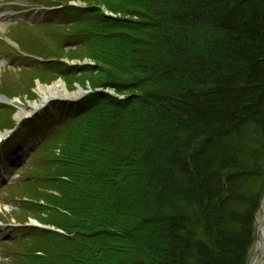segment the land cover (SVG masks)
Segmentation results:
<instances>
[{"label":"trees","instance_id":"obj_1","mask_svg":"<svg viewBox=\"0 0 264 264\" xmlns=\"http://www.w3.org/2000/svg\"><path fill=\"white\" fill-rule=\"evenodd\" d=\"M70 1L85 7L62 11L55 47L77 53L53 60L98 72L49 70L122 99L96 93L40 120L54 127L35 181L55 195L27 200L63 234L28 229L49 241L22 264H245L264 170V0Z\"/></svg>","mask_w":264,"mask_h":264},{"label":"rangeland","instance_id":"obj_2","mask_svg":"<svg viewBox=\"0 0 264 264\" xmlns=\"http://www.w3.org/2000/svg\"><path fill=\"white\" fill-rule=\"evenodd\" d=\"M60 1L66 4V7H85L80 2ZM53 3L55 4L53 0H0V25L3 29L0 31V139L2 140L0 147L1 144L11 142L12 138L19 135L18 133L22 130L20 126L23 124L21 122L27 119L34 118L31 120L34 122L37 120L38 128L36 129L41 132L43 124L40 120L46 116L44 111L51 110V105H79L89 96L100 92L122 99L110 88L93 89L90 75L84 77L76 74L62 78L54 70H49L56 65L52 64L53 57L62 54L63 51L67 52L65 55L71 53V56L77 53L73 47L64 48L61 52L56 51L55 46L62 43L60 34L66 31L67 23L70 21L68 16H60L61 6ZM101 10L107 20L117 18V15L108 12L105 8ZM25 41L34 46L41 42L47 46L50 50H44L42 53L45 54V60L48 59V62L22 54L18 50L17 43L20 44V49L25 51L24 48L22 49V46L27 44ZM58 62L72 68L78 65L85 67L83 69H90L92 73L98 72L96 64L87 58L64 59ZM36 77H39L40 81L35 79ZM56 83L62 85L59 91L42 95V87L49 88ZM78 91L81 95L72 98ZM44 96L50 97V102L34 110L33 107L40 105ZM13 102L20 104L26 112L34 111L17 120L19 110ZM65 117L67 115L63 116ZM58 124L61 125L60 122ZM29 136H18L17 146L8 158L2 157V152L4 153L5 150H0V264H22L24 263L22 253L25 250L40 247L44 242L49 241L47 238L37 240L35 236H29L30 233L26 234L27 231L24 228L40 226L41 222L36 219L44 215L39 205H30L27 199H34L46 193L55 195L51 187L46 184H36L35 174L42 170V162L48 151L45 146H42L38 135L30 134ZM258 191L261 194L253 219L252 242L246 245L247 249L244 252L245 264H264V170Z\"/></svg>","mask_w":264,"mask_h":264},{"label":"bare ground","instance_id":"obj_3","mask_svg":"<svg viewBox=\"0 0 264 264\" xmlns=\"http://www.w3.org/2000/svg\"><path fill=\"white\" fill-rule=\"evenodd\" d=\"M69 7H71V6H69ZM73 8V7H72ZM2 25H0V31H2L3 29H2V27H1ZM13 43H15V42H13ZM59 88H62V85L61 84H59V83H56V84H54V85H52L51 87H49V88H41V91H42V95H44L45 93H48L49 95L52 93V92H54V91H57ZM59 91V90H58ZM61 94H63V92L61 93ZM81 95V93L78 91V92H76L75 94H73V96H72V98H76V97H79ZM56 98V97H55ZM49 99H50V97H48V96H44L43 97V100H42V102L40 103V105H35L34 107H33V109L34 110H36V109H38V108H40L43 104H45V103H47V102H50L49 101ZM13 104L17 107V109L19 110V114H18V119L17 120H20L22 117H24L25 115H28V114H30L31 112H33V111H31V112H26V110L25 109H23L22 107H21V105L20 104H17V102H13ZM37 136V135H36ZM39 137H40V139H41V135L39 134L38 135Z\"/></svg>","mask_w":264,"mask_h":264}]
</instances>
